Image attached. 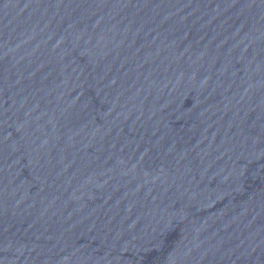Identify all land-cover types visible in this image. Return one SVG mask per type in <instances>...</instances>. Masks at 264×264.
I'll use <instances>...</instances> for the list:
<instances>
[{
    "label": "water",
    "instance_id": "1",
    "mask_svg": "<svg viewBox=\"0 0 264 264\" xmlns=\"http://www.w3.org/2000/svg\"><path fill=\"white\" fill-rule=\"evenodd\" d=\"M0 264H264V0H0Z\"/></svg>",
    "mask_w": 264,
    "mask_h": 264
}]
</instances>
